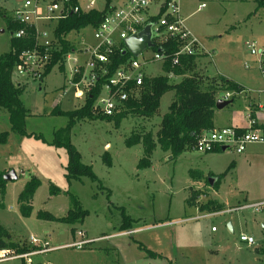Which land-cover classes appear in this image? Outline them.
Segmentation results:
<instances>
[{
	"label": "rangeland",
	"instance_id": "rangeland-1",
	"mask_svg": "<svg viewBox=\"0 0 264 264\" xmlns=\"http://www.w3.org/2000/svg\"><path fill=\"white\" fill-rule=\"evenodd\" d=\"M22 1L0 0L5 14L0 17V56L10 51L8 21ZM104 3L100 1L98 8ZM180 4L186 26L210 54L199 57L195 73L210 79L224 77L246 87L242 94L231 92L226 107L215 108V125H240L237 121L248 114L251 100L259 97L254 92L264 90V60L261 65L246 45L256 42L258 50L264 51V0H180ZM87 39L93 40L92 27L69 36L76 48ZM153 55L149 49L142 57ZM145 72L148 78L165 75L161 62L146 66ZM182 79L170 76L172 83ZM13 80L24 87L21 101L30 112L27 132L41 138L14 133L8 112L0 109V134H10L8 142L0 145V174L14 170L18 176L6 183L0 225L11 234L12 242L26 244L28 252L48 245L51 251L32 256V264H264V207L258 212L239 210L264 202L263 145L249 146L243 154L234 149L210 154L190 150L177 157L158 147L150 158L151 165L139 168L145 158L144 146H129L127 139L157 134L175 100L170 91L162 97L153 118L129 116L120 125L105 119L77 122L71 143L98 181H69L67 151L51 146L54 132L69 120L51 111L56 106L72 111L82 107L84 100L74 99L72 90L63 93L69 86L66 73L58 67L43 81L18 76ZM225 94L220 90L217 102ZM34 178L39 187L26 217L19 196ZM210 178L218 180L214 186ZM212 203L222 205L223 211H237L197 219L215 213L202 209ZM78 205L88 213L81 223L71 225L42 217L64 218ZM85 231L88 238H108L92 241L79 251L69 247L82 238L90 241ZM78 232L82 236L78 237ZM121 232L123 235L113 236ZM242 232L255 238V246L240 242ZM32 238L39 243H33ZM96 252H102V261ZM0 264L27 262L16 259Z\"/></svg>",
	"mask_w": 264,
	"mask_h": 264
},
{
	"label": "built area",
	"instance_id": "built-area-1",
	"mask_svg": "<svg viewBox=\"0 0 264 264\" xmlns=\"http://www.w3.org/2000/svg\"><path fill=\"white\" fill-rule=\"evenodd\" d=\"M100 1L102 0H23L12 19L21 27L12 33V37L31 40L32 46L20 53L13 77L43 81L54 54L61 50L60 40L55 34L58 23L73 15L82 16L92 12L102 13V21L97 27H92L93 40H84L78 48L72 44L74 49L66 55L64 72L69 87H65L63 93L67 94L72 90L73 98L84 100V104L88 98L94 99L92 109L97 116L114 117L125 111L127 102L140 98L148 77L146 66L156 62H161L164 66L169 60L173 66H179L182 58L210 56L186 26L180 0H121L115 3L112 0L110 5L105 0L103 8L99 9L97 4ZM148 24H153L154 47L151 50L154 55L142 57L149 50L147 49L139 57H135L126 45V40L138 36ZM170 43L178 45L174 54L168 51ZM246 45L263 65L264 51L258 50L256 42H247ZM126 53L132 56L115 67L116 56ZM113 67L115 69L111 73ZM259 94L262 95V101L257 104V109L264 113V90L259 91ZM231 98V92H226L223 100L230 101ZM251 145L264 146V127L250 115L245 128L232 126L200 134L193 150L210 154L226 147L243 154ZM263 207L264 202H258L242 206L239 210L254 209L258 212ZM233 211L237 210L207 214L197 219ZM212 231L215 232L216 229L213 228ZM79 235L82 236V233ZM239 240L250 247L256 244L255 238L246 233H241ZM32 241L39 243L33 238ZM91 242L81 240L69 247L81 250ZM49 251L51 249L48 245L27 253L3 249L0 250V263L22 259L27 264H32V256Z\"/></svg>",
	"mask_w": 264,
	"mask_h": 264
},
{
	"label": "trees",
	"instance_id": "trees-1",
	"mask_svg": "<svg viewBox=\"0 0 264 264\" xmlns=\"http://www.w3.org/2000/svg\"><path fill=\"white\" fill-rule=\"evenodd\" d=\"M112 0H108V4ZM0 17H5L3 11L0 10ZM103 14L100 12H92L88 15L70 16L66 20L58 23L55 34L61 43L60 52L54 54L53 60L48 68L45 78L50 75L53 69L58 66L59 70L64 72V60L66 55L74 49L72 43L67 40L72 33H79L88 27H97L102 21ZM20 25L12 20L8 21V29L13 32L20 29ZM10 51L0 56V109L6 110L9 114L11 130L22 136L41 138L27 132V119L30 115L28 109L25 108L21 101L24 93V87L16 84L13 80L14 69L19 63L20 53L32 46V41L27 39L13 38L10 41ZM178 49V45L170 43L168 51L174 54ZM132 56L130 53L119 54L116 56L115 67ZM197 56L182 58L179 66H173L171 61H167L163 70L165 75L155 78H146L142 94L138 99H132L126 103V109L122 113L114 117H103L94 114L92 105L94 99L88 98L86 103L75 110L63 111L56 106L51 114L68 118V124L54 132V138L51 146L55 148H64L68 154V165L66 167V177L70 180H79L89 178L92 181H98L92 167L83 163V157L78 149L71 143L73 128L76 123L83 120L105 119L108 121L115 120L120 125L122 120L129 117L153 118L160 109L162 97L170 91L175 93V100L169 108V112L163 117L159 131L154 136L152 133L147 135H135L127 139L129 146L142 144L145 149V158L139 163V168L149 167L151 165L150 158L153 152L160 147L164 152H169L173 156H179L187 151L193 150L197 137L208 131L215 129L214 116L217 104V93L220 90L233 92L236 95L241 94L245 89L233 80L222 78H204L195 73L197 68ZM62 63V64H61ZM115 67L112 68L111 73ZM182 77L178 83H172L170 76ZM208 84H207V83ZM96 97V93H95ZM9 132L0 134V145L8 142ZM222 151L218 149L215 153ZM108 166H111V160L107 157ZM4 173L0 174V207L2 199L6 193V183L3 179ZM220 180V178H219ZM218 181V180H217ZM39 182L34 178L28 183L25 190L19 196V203L24 216L29 217L31 213V201ZM77 201V200H76ZM77 203H79L77 201ZM204 209L209 212H222L224 207L220 204H208ZM88 213L83 211L78 205L74 210H70L66 217L56 219L51 215L42 216L45 219L57 221L67 224H76L83 222ZM11 234L0 225V250L14 249L18 253L28 252L26 244H19L11 241ZM156 255H153L155 257ZM171 264V262H169Z\"/></svg>",
	"mask_w": 264,
	"mask_h": 264
},
{
	"label": "water",
	"instance_id": "water-1",
	"mask_svg": "<svg viewBox=\"0 0 264 264\" xmlns=\"http://www.w3.org/2000/svg\"><path fill=\"white\" fill-rule=\"evenodd\" d=\"M152 27H153V24H148L146 28L138 36H133V37H130L128 40H126V45L128 46L129 50L135 57H139V55L143 51L147 49H152L154 47V44L152 41V37H153ZM228 104H230V101L221 100L217 102L216 108L222 109L226 107ZM225 150H227V148L223 147L222 151H225ZM3 179L5 182L15 181L18 179V176H17V173L14 170H12L8 172L7 174H5ZM216 181L217 179H214V178L209 179V183L211 186H214ZM229 230L232 233L234 232L231 224H229Z\"/></svg>",
	"mask_w": 264,
	"mask_h": 264
},
{
	"label": "crops",
	"instance_id": "crops-1",
	"mask_svg": "<svg viewBox=\"0 0 264 264\" xmlns=\"http://www.w3.org/2000/svg\"><path fill=\"white\" fill-rule=\"evenodd\" d=\"M113 3H115V0H113ZM199 59V58H198ZM197 64H198V61H197ZM236 83H238V82H236ZM239 85H241L244 89H246V87L243 85V84H241V83H238ZM246 91V90H245ZM245 91H243V92H245ZM242 92V93H243ZM241 93V94H242ZM254 93H257L258 94V96L259 97H257V98H254L253 100H251V103H250V105H249V109H248V114L243 118H240L237 122L238 123H240V125H236L237 127H242V128H245V127H247L248 126V123H249V116L251 115L253 118H255L263 127H264V113H262V112H260L258 109H257V104L259 103V102H261L262 100V95L261 94H259V91L257 90L256 92H254ZM259 98H260V101H259ZM257 100H258V102H257ZM214 124H215V122H214ZM220 128H225V127H220V126H216L215 125V129H220ZM252 146V145H251ZM222 212H224V211H222ZM82 230H80L79 232H81ZM79 232H78V237H79ZM83 232V231H82ZM214 232V231H213ZM123 233L124 232H121V234L119 233V234H116V235H113V236H121V235H123ZM243 233V232H242ZM85 234H86V236H87V233H86V231H85ZM88 240H90V241H93L92 243H94V242H96V241H100V240H102V239H107L108 237L107 236H105V237H100V238H88V236L86 237ZM74 240H75V238H74ZM82 240H84L83 238H82ZM75 242H77V241H75ZM243 244V243H242ZM244 245H246V244H244ZM21 246H23V244L21 245ZM248 246V245H247ZM248 247H250V246H248ZM79 251V250H78ZM83 251V250H82ZM100 251H102V250H100ZM27 253V252H26ZM96 254H97V258L99 259V260H101L102 258H100V257H102L101 256V254H102V252H96ZM24 261H26V260H24ZM102 261V260H101ZM102 264V263H101ZM103 264H104V262H103Z\"/></svg>",
	"mask_w": 264,
	"mask_h": 264
}]
</instances>
